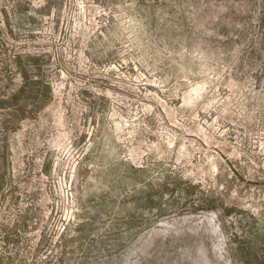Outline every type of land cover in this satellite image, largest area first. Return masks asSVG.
Segmentation results:
<instances>
[{
	"label": "rangeland",
	"instance_id": "374dc122",
	"mask_svg": "<svg viewBox=\"0 0 264 264\" xmlns=\"http://www.w3.org/2000/svg\"><path fill=\"white\" fill-rule=\"evenodd\" d=\"M0 264H264V0H0Z\"/></svg>",
	"mask_w": 264,
	"mask_h": 264
}]
</instances>
